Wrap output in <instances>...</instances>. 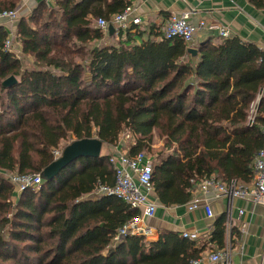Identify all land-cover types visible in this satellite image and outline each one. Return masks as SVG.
Returning <instances> with one entry per match:
<instances>
[{"label": "trees", "instance_id": "obj_1", "mask_svg": "<svg viewBox=\"0 0 264 264\" xmlns=\"http://www.w3.org/2000/svg\"><path fill=\"white\" fill-rule=\"evenodd\" d=\"M19 1L0 0V13ZM51 1L17 19L21 58L3 50L8 33L0 26V264H189L199 252L178 233L113 243L138 211L96 194L114 184L109 155L79 160L50 181L42 171L67 137L116 146L128 128L130 156L150 150L153 131L163 139L152 163L161 205L186 204L192 185L213 174L250 184V164L264 147V51L231 38L192 54L179 39L130 46L129 34L118 47L99 46L96 21H110L130 0ZM25 56L39 67L24 68ZM10 76L16 84L3 88ZM31 173L42 183L19 195L9 218L14 193L4 177ZM210 242L223 247V215Z\"/></svg>", "mask_w": 264, "mask_h": 264}, {"label": "crops", "instance_id": "obj_2", "mask_svg": "<svg viewBox=\"0 0 264 264\" xmlns=\"http://www.w3.org/2000/svg\"><path fill=\"white\" fill-rule=\"evenodd\" d=\"M41 2H45L47 6H53L51 0H27L23 5V12L35 9ZM128 3L127 7H131L133 10L132 16L138 17L140 23L131 27V31L126 33L117 34L114 29L111 31L108 28L105 32L102 31L104 37L99 43L104 41L106 42L105 46L118 47L119 40H126L127 34L132 36L129 39L130 46L140 45L148 40L160 41L169 19L173 15L178 16L189 12V22L192 24L198 25L200 22H204L209 27L220 26L228 32V37L223 38L214 29L203 30L194 39L192 45L188 46L182 41L189 49L196 51L195 48L204 43L217 45L221 39L237 38L242 43L254 45L264 51V7L258 8L249 0H130ZM6 23L1 22L0 25L8 35L12 34L14 37L17 22L13 23L11 30H9L10 24ZM19 49L21 50L20 45ZM262 116L264 117V114ZM133 144L134 140L129 137L122 144L118 142L116 146H108L107 150L102 145L100 154H111L118 146H122L120 150L128 154ZM151 199L156 200L157 209L155 216L149 221L154 235L147 241H156L159 235L164 232L181 235L183 229L194 227L197 231L196 238L187 240L194 243V248L199 252L197 258L207 257L211 252L219 249L210 240L215 229V221L222 216L226 208V201H212L211 208L214 218L207 219L202 209L189 211L186 206L188 202L183 205L164 206L157 201L154 192ZM232 206L233 227L229 235L233 249L231 264H264V206L243 200L232 201ZM239 209L244 211L242 216L237 213ZM243 223L245 229L241 233L239 227ZM225 243L224 230L223 247Z\"/></svg>", "mask_w": 264, "mask_h": 264}, {"label": "built area", "instance_id": "obj_3", "mask_svg": "<svg viewBox=\"0 0 264 264\" xmlns=\"http://www.w3.org/2000/svg\"><path fill=\"white\" fill-rule=\"evenodd\" d=\"M131 7H126L122 12L112 16L110 21L98 19L96 27L105 32L109 26H112L115 33H126L131 31V27L140 23L138 17H133ZM19 16V7L14 10L0 13L1 21H16ZM189 12L181 15H173L167 22L163 30V37L166 40L179 39L186 45L193 44L198 34L207 29H214L220 37H228V32L223 27H209L204 22L198 25L189 22ZM13 40L7 38L4 42L3 50L11 51L13 48ZM15 54V52L13 53ZM19 58V57H16ZM258 100L256 101V103ZM254 111V110H253ZM250 121L252 123L253 116ZM123 141H120L122 144ZM54 160L61 156V151H52ZM108 163L114 172V184L112 186L98 185L96 194L101 196H112L124 202L130 209L137 210L138 214L127 221L113 237V243H117L126 236L142 237L149 240L154 235L153 228L149 225V221L155 216L157 202L151 199L153 194L152 174L153 167L150 157L144 152H140L134 156H130L118 148L109 154ZM253 172V181L250 184H242L236 180L223 182L214 174L204 178L198 183H194L190 190V200L187 203L189 211L202 209L205 218L213 219L214 214L211 208V202L226 201V208L223 211L224 230L226 235V243L223 248L216 249L207 257H199L192 259L189 264H231L232 262V245L229 235L233 227V206L232 201L243 200L255 205L264 206V147L260 149L253 157L250 164ZM9 183L13 187L15 194L22 193L26 189L36 190L42 183L40 174L31 173L24 175L8 174L6 175ZM242 216L244 211H237ZM245 224H241L239 230L244 232ZM197 231L194 227H188L181 232L182 238L194 240Z\"/></svg>", "mask_w": 264, "mask_h": 264}, {"label": "water", "instance_id": "obj_4", "mask_svg": "<svg viewBox=\"0 0 264 264\" xmlns=\"http://www.w3.org/2000/svg\"><path fill=\"white\" fill-rule=\"evenodd\" d=\"M113 31V27L109 26ZM190 53L196 51L189 49ZM13 76L8 77L2 82L3 88H10L16 84ZM102 142L97 138L76 140L63 148L61 156L48 165L43 171L42 176L45 180L55 179L61 171L82 159H96L100 156Z\"/></svg>", "mask_w": 264, "mask_h": 264}, {"label": "rangeland", "instance_id": "obj_5", "mask_svg": "<svg viewBox=\"0 0 264 264\" xmlns=\"http://www.w3.org/2000/svg\"><path fill=\"white\" fill-rule=\"evenodd\" d=\"M26 1L27 0H22V1L20 0L19 3H18V7H19V17H18V19L21 18V17H28V16H30V14L33 11V10H31V11L23 12V5L26 3ZM1 22H5V23L7 22L6 24L9 23L10 24L9 25V27H10L9 30H11V26H13V23L16 24L17 20L14 21V22L13 21H7V20L6 21H1ZM1 22H0V24H1ZM7 38L12 39V34H9L7 36ZM105 43L106 42L103 41V42L99 43L98 45L99 46H104ZM11 51H14L15 52V54H13L14 52H11L15 56V58L16 57L21 58V50L19 49V44L17 42L15 43V40H13V48H12ZM21 62H22L23 67L26 68V69H33L34 67H39L38 65L35 64L34 59L32 57H29V56L28 57L27 56L23 57L22 60H21ZM129 137H131L135 141V137L133 136V133L128 128H125V129H123L122 133L120 134L118 142L125 141ZM73 141H75V139L72 136L67 137L65 140L61 141L60 144H59L61 150H59V151L62 152L63 148L66 147L68 144L72 143ZM104 147L106 148V150L109 148V147H106L105 145H104ZM120 147H122V146H118V150H120ZM149 148H150V150L149 151H144V153L148 157H150V159H151V161L153 163V161H154L155 157L157 156V154L160 151L163 150V139L162 138H159L157 131H153L152 132V142H151ZM109 154H107V155H109ZM4 178L7 179L6 177H4ZM13 193H14V196L10 197V199H9V202L11 204L10 205V210L8 211V217L9 218H12V214H13L14 207L16 205V201H17L19 195L21 194V193L15 194L16 192H14V190H13ZM7 231H8V227L5 229V235H7L6 234Z\"/></svg>", "mask_w": 264, "mask_h": 264}]
</instances>
